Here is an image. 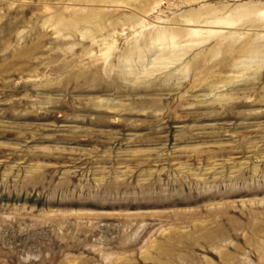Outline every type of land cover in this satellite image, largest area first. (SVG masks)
<instances>
[{"label":"rangeland","instance_id":"rangeland-1","mask_svg":"<svg viewBox=\"0 0 264 264\" xmlns=\"http://www.w3.org/2000/svg\"><path fill=\"white\" fill-rule=\"evenodd\" d=\"M0 264H264V0H0Z\"/></svg>","mask_w":264,"mask_h":264}]
</instances>
